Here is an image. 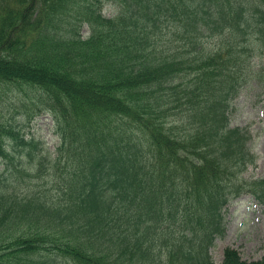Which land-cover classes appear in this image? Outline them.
I'll return each instance as SVG.
<instances>
[{"label": "trees", "instance_id": "16d2710c", "mask_svg": "<svg viewBox=\"0 0 264 264\" xmlns=\"http://www.w3.org/2000/svg\"><path fill=\"white\" fill-rule=\"evenodd\" d=\"M257 77L264 0H0V264H216L226 205L264 202L229 118Z\"/></svg>", "mask_w": 264, "mask_h": 264}, {"label": "rangeland", "instance_id": "374dc122", "mask_svg": "<svg viewBox=\"0 0 264 264\" xmlns=\"http://www.w3.org/2000/svg\"><path fill=\"white\" fill-rule=\"evenodd\" d=\"M104 14L112 15L113 9L106 5ZM87 34V27L81 29ZM230 126L246 128L250 135L248 146L255 162L242 174L247 180L264 177V84L258 77L244 85L232 100L229 112ZM23 131L33 134L54 148L57 140L52 129L51 117L46 113L38 115ZM1 168V163H0ZM225 231L217 237L210 254L216 264L223 258L224 248L238 250L243 260L251 261L264 257V202L253 194L244 192L231 200L224 210Z\"/></svg>", "mask_w": 264, "mask_h": 264}]
</instances>
